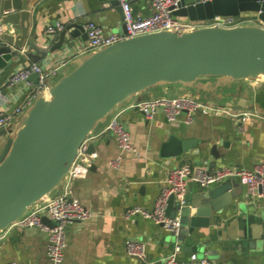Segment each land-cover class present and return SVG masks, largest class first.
I'll list each match as a JSON object with an SVG mask.
<instances>
[{"label": "crops", "instance_id": "crops-1", "mask_svg": "<svg viewBox=\"0 0 264 264\" xmlns=\"http://www.w3.org/2000/svg\"><path fill=\"white\" fill-rule=\"evenodd\" d=\"M3 4L4 0H0V12ZM120 8L111 0H35L31 17L26 21L28 34L19 58L0 70V110L11 111L20 106L33 91V84L38 79L35 74L29 79L30 85L25 82L7 88L9 78L18 70L36 63L48 74L46 81L51 86L82 62L85 55L82 50L87 43L86 22L95 21L107 32H124ZM132 8L137 17H149L153 13L151 0H132ZM241 16L264 27L254 13ZM12 18L4 26V32L15 39L21 35L23 21L19 12ZM57 22L62 23L64 29L47 34V27ZM72 24H80L82 31L71 29L64 44L58 46L60 34ZM215 80L216 83L157 84L130 97L96 125L89 136V145L97 143L92 153L96 157L89 165H79V176L67 185L69 195L88 209L90 217L84 222L66 225L62 264H137L127 251V241L143 245L142 258L146 261L164 264L174 249V237L150 219L141 215L128 216V210L135 206L152 209L172 168L189 165L210 172L224 166L252 170L264 159V82ZM224 89L229 91L226 97L230 96V101L216 100V103L232 107L227 109L229 113L196 114L189 123L185 121V113L175 121H168L164 111L159 110L147 119L134 107L146 99L196 94V91L218 93ZM115 117L130 132L136 152L123 151L116 136L107 130ZM20 120L21 117L15 119L14 127ZM172 135L181 140L192 139L195 145L179 156L163 157L161 147ZM5 140L0 139V152ZM222 185L232 193L231 204L218 213L217 221L211 220L207 228L197 230L202 234V242L211 241L205 252L211 249L218 253L217 259L209 260V264H264V199L248 196L237 178L207 188L188 181V199L194 200L197 193ZM65 187L59 186L47 197L60 196ZM190 207L194 210L192 205ZM191 243L195 241L190 237L181 243L179 260L187 261L194 254L186 248ZM6 261L52 264L48 256L47 233L38 227L22 228L14 224L1 231L0 262Z\"/></svg>", "mask_w": 264, "mask_h": 264}, {"label": "water", "instance_id": "water-1", "mask_svg": "<svg viewBox=\"0 0 264 264\" xmlns=\"http://www.w3.org/2000/svg\"><path fill=\"white\" fill-rule=\"evenodd\" d=\"M34 2L4 0L0 12L3 28L0 70L19 58ZM111 2L119 5L118 0ZM15 12L20 13L23 26L21 35L14 39L6 35L4 26L13 20ZM243 13H254L264 23V0H181L180 8L173 12L191 20L238 17ZM71 29L80 32L82 26H67L60 34L58 46L64 44ZM30 45L33 48V40ZM261 73H264V27L250 23L231 28L202 27L181 35L174 31L149 33L86 53L74 70L54 85H48L49 89L32 101L19 116L17 126L14 127V120L0 131V139H6L0 152V232L20 220L30 208L53 199L47 196L65 186L82 142L99 122L133 95L160 83L192 84L217 78L238 82ZM213 93L212 90L210 96ZM201 102L233 109L216 103L214 98ZM96 144L88 146V154L95 151ZM194 145L192 139L181 140L172 135L163 143L161 155L179 156ZM229 190L222 185L197 193L194 200L187 197L183 206L174 195L168 200L167 215L173 218L177 212L180 214L178 241L183 243L186 237L192 238L195 243L186 248L208 261L216 260L218 253L211 249L205 252L211 241L202 242V234L197 230L219 219L218 213L231 204ZM44 222L49 220L44 217ZM132 256L137 264H151L138 255Z\"/></svg>", "mask_w": 264, "mask_h": 264}, {"label": "built area", "instance_id": "built-area-1", "mask_svg": "<svg viewBox=\"0 0 264 264\" xmlns=\"http://www.w3.org/2000/svg\"><path fill=\"white\" fill-rule=\"evenodd\" d=\"M123 12V25L125 31L122 33L107 32L103 26L95 21H88L84 25L87 34V43L82 53H90L113 45L119 41L137 37L144 34L174 31L181 35L187 31H192L202 27H236L244 24H253L246 21L242 16H217L213 19L191 20L186 17H178L173 14L180 8L181 0H151L153 13L149 17L135 16L132 8V0H118ZM241 18V19H239ZM64 29V25L57 22L49 25L46 29L47 34H54ZM3 28L0 27V33ZM32 74H38L36 84H33V91L23 104L15 107L11 111L0 110V131L7 128L19 117L32 101L44 90L49 89L47 84L48 74L36 63L22 68L15 72L7 82V88L15 87L27 82ZM147 119L162 110L167 116L168 121H175L181 113L186 114V122L193 120L196 114L212 115L217 113H229V110L218 107L210 103L201 102L189 95L175 97H157L149 100L140 101L134 105ZM107 130L111 131L117 138L120 148L123 151L136 152L131 144L130 132L117 119L113 118ZM90 137L86 138L79 147L76 156L65 182L64 192L43 204L30 208L28 213L14 225L22 228L38 227L48 235V256L52 264H62L64 260V249L66 246L65 228L73 222H84L90 217L88 209L79 201L72 198L67 185L71 179L79 176L78 166L89 165L96 154H88ZM237 178L246 188L247 195L253 199H264V159L258 161L252 170L237 167H217L213 171H206L200 167L184 165L172 168L165 179L160 195L154 202L152 209H144L139 206L128 210L127 215H141L144 218L154 221L166 232L170 233L175 239L173 251L168 255L164 264H209L207 258L191 254L189 260L181 261L177 258L182 251V245L178 241L180 235V214L177 212L175 217L167 215L168 200L174 195L175 200L181 206L186 204L188 195V181H193L202 187H209L214 183H221L226 179ZM44 217L49 223L44 222ZM126 248L129 254L142 257L143 245L127 241ZM0 264H17L15 261L0 262Z\"/></svg>", "mask_w": 264, "mask_h": 264}, {"label": "rangeland", "instance_id": "rangeland-1", "mask_svg": "<svg viewBox=\"0 0 264 264\" xmlns=\"http://www.w3.org/2000/svg\"><path fill=\"white\" fill-rule=\"evenodd\" d=\"M239 19H241V18H239ZM264 73H261V74H259V75H257V77L256 78H248L246 81H248V82H256V83H263L264 81ZM208 82L209 81H214L213 79H211V80H207ZM244 81V80H243ZM243 81H242V83H243ZM237 85V84H236ZM243 85V84H242ZM240 87V86H239ZM228 88V87H227ZM244 89V88H243ZM232 91H235V90H232ZM210 92H212V91H209V92H207V93H203V92H199V91H196V94H189V93H187V95H190V96H192V97H194L195 99H197V100H200V98H214V99H216V100H220V102H222V103H228L229 101H230V96L229 97H226V95H228V94H230L229 93V91H227L226 89H224L223 91H221V92H218V93H216V92H214L211 96H210ZM209 95V96H208ZM201 101V100H200ZM218 103V102H217Z\"/></svg>", "mask_w": 264, "mask_h": 264}]
</instances>
